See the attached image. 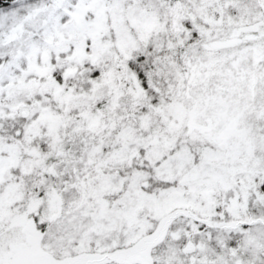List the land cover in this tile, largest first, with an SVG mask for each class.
<instances>
[{
    "label": "snow or ice",
    "instance_id": "obj_1",
    "mask_svg": "<svg viewBox=\"0 0 264 264\" xmlns=\"http://www.w3.org/2000/svg\"><path fill=\"white\" fill-rule=\"evenodd\" d=\"M0 264H264V0H0Z\"/></svg>",
    "mask_w": 264,
    "mask_h": 264
}]
</instances>
